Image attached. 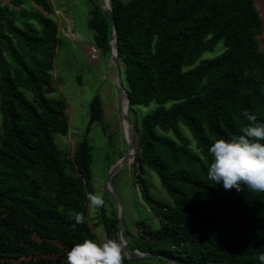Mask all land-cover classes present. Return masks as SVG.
<instances>
[{
	"label": "trees",
	"instance_id": "trees-1",
	"mask_svg": "<svg viewBox=\"0 0 264 264\" xmlns=\"http://www.w3.org/2000/svg\"><path fill=\"white\" fill-rule=\"evenodd\" d=\"M30 1L39 10L0 0V264H66L73 244L98 240V226L117 240L118 212L106 215L104 199L92 222L86 198L96 191L92 147L83 138L67 154L55 142V134L68 131L66 102L51 96L57 24L46 16L47 0ZM92 1L87 23L96 47L108 54L111 21ZM254 1L109 0L128 115L136 106L152 107L131 121L129 159L158 226L136 219L132 241L126 239L132 251L177 264H260L264 191L245 184L225 190L207 178L214 139L238 135L245 110L264 122V52L256 40L263 26ZM219 42L220 54L202 57ZM102 118L95 94L86 133ZM145 169L157 174L172 204L149 194ZM76 213L84 216L79 225Z\"/></svg>",
	"mask_w": 264,
	"mask_h": 264
},
{
	"label": "rangeland",
	"instance_id": "rangeland-1",
	"mask_svg": "<svg viewBox=\"0 0 264 264\" xmlns=\"http://www.w3.org/2000/svg\"><path fill=\"white\" fill-rule=\"evenodd\" d=\"M52 7L48 16L57 24L58 46L54 53V67L51 71L52 82L55 91L52 97L62 98L66 102V115L68 119V131L66 135L55 134V142L64 153L71 154L74 146L83 138L87 139L92 147L93 162L92 182L95 192H103L104 199L108 200L106 215L111 211L118 212L117 202L111 192L106 193V179L113 161H117L120 154L126 150V141L121 117L118 111L119 90L115 82V68L108 54L101 53L93 40L94 32L88 26L90 12L94 8L92 0H47ZM95 1V0H94ZM103 3V0H98ZM127 1V0H121ZM97 2V1H96ZM258 11L263 31L256 37L259 49L264 52V0L254 1ZM16 9L39 10V7L30 0H23L21 7ZM222 42H219L213 51H206L202 57H214L223 51ZM121 78L125 84L123 66L121 65ZM98 94L103 109L102 123L107 126L106 132L102 130V123L95 122L86 133L89 118V103L92 97ZM152 109L141 106L135 107V113L129 114L132 121ZM182 129L189 138L190 134L185 127ZM193 145V142H192ZM114 162V163H115ZM129 159L111 177L112 185L118 192L124 208L123 231L128 235L122 238L132 241L135 234L134 222L141 219L154 227L158 226V220L149 210L135 183L133 168ZM148 185L149 194L162 202L172 204V199L162 187L157 174L145 169L142 175ZM99 208L89 204V214L94 217L99 214ZM98 240L106 239L103 228L95 229ZM134 254L137 251L134 250ZM127 258V257H126ZM129 264H171L161 257H139L135 260L127 258Z\"/></svg>",
	"mask_w": 264,
	"mask_h": 264
},
{
	"label": "clouds",
	"instance_id": "clouds-1",
	"mask_svg": "<svg viewBox=\"0 0 264 264\" xmlns=\"http://www.w3.org/2000/svg\"><path fill=\"white\" fill-rule=\"evenodd\" d=\"M243 116L246 123L238 135L216 138L210 143L207 178L225 190L241 191V184H245L251 190L264 191V122L247 110ZM86 198L92 207L105 204L103 192H89ZM73 219L76 225L84 222L81 213H76ZM257 259L264 264V252L259 253ZM66 264H123L122 246L111 238L82 239L67 251Z\"/></svg>",
	"mask_w": 264,
	"mask_h": 264
},
{
	"label": "water",
	"instance_id": "water-1",
	"mask_svg": "<svg viewBox=\"0 0 264 264\" xmlns=\"http://www.w3.org/2000/svg\"><path fill=\"white\" fill-rule=\"evenodd\" d=\"M97 4L100 7V9L105 12L108 17L110 18L111 21V29H112V34L108 40V48H109V60H111L112 64L114 65L115 68V82L119 90V98H118V111L121 117L122 121V126L124 129V135H125V141H126V150L123 153V155L114 163L113 166L110 167L107 179H106V187L109 192L113 195L117 202V207H118V214H117V227H116V238L117 241L121 244L122 246V252L127 258L135 259L139 257H152L154 256L151 253H141L137 251V254H132L134 251H132L126 241L122 238V231H123V214H124V208H123V203L122 200L118 194V192L115 190V188L112 185L111 177L116 171H118L131 157V155L134 153V131H133V126L132 122L128 117V111L124 109L123 103L126 101L127 105L129 104V101L126 96V90L123 86L122 83V78H121V70H120V64L119 60L117 58V51L115 47V42H116V36H117V28H116V23L112 14V10L110 7V2L109 0H103L102 2H99L98 0ZM128 109V108H127ZM159 257L164 258L165 260L169 261L171 264H177L174 260L171 258L163 255V254H158Z\"/></svg>",
	"mask_w": 264,
	"mask_h": 264
},
{
	"label": "bare ground",
	"instance_id": "bare-ground-1",
	"mask_svg": "<svg viewBox=\"0 0 264 264\" xmlns=\"http://www.w3.org/2000/svg\"><path fill=\"white\" fill-rule=\"evenodd\" d=\"M123 106H124V109H125V110H128V109H127V108H128V105H127V102H126V101L123 103Z\"/></svg>",
	"mask_w": 264,
	"mask_h": 264
},
{
	"label": "built area",
	"instance_id": "built-area-1",
	"mask_svg": "<svg viewBox=\"0 0 264 264\" xmlns=\"http://www.w3.org/2000/svg\"><path fill=\"white\" fill-rule=\"evenodd\" d=\"M97 49L99 50V48L97 47ZM100 51V50H99ZM101 52V51H100ZM102 53V52H101Z\"/></svg>",
	"mask_w": 264,
	"mask_h": 264
}]
</instances>
